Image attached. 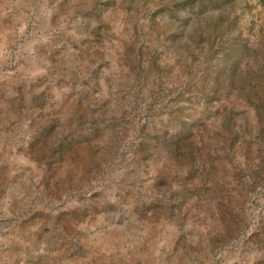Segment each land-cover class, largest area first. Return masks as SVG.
Here are the masks:
<instances>
[{
	"label": "rangeland",
	"instance_id": "obj_1",
	"mask_svg": "<svg viewBox=\"0 0 264 264\" xmlns=\"http://www.w3.org/2000/svg\"><path fill=\"white\" fill-rule=\"evenodd\" d=\"M0 264H264V0H0Z\"/></svg>",
	"mask_w": 264,
	"mask_h": 264
},
{
	"label": "water",
	"instance_id": "obj_2",
	"mask_svg": "<svg viewBox=\"0 0 264 264\" xmlns=\"http://www.w3.org/2000/svg\"><path fill=\"white\" fill-rule=\"evenodd\" d=\"M103 104H104L105 106H108V107L111 106V102H110V100H106V101H104Z\"/></svg>",
	"mask_w": 264,
	"mask_h": 264
}]
</instances>
